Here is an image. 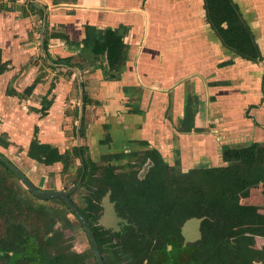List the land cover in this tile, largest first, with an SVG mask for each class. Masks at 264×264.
Masks as SVG:
<instances>
[{"label": "crops", "instance_id": "0c3cea01", "mask_svg": "<svg viewBox=\"0 0 264 264\" xmlns=\"http://www.w3.org/2000/svg\"><path fill=\"white\" fill-rule=\"evenodd\" d=\"M232 1L253 34L258 61L222 46L203 0H0V58L7 66L0 75V140L7 146L0 143V154L40 189H61L58 175L41 174L60 164L29 158L31 141L63 153L76 146L69 141L80 127L91 159L116 153L122 168L134 162L131 153L147 149L170 166L178 154L184 173L248 158L243 150L264 142V0ZM29 3L43 9L44 23ZM85 26L125 28L127 51L114 77L107 78L103 57L82 49ZM57 58H70L71 66L53 63ZM187 102L193 120L185 132L179 122ZM240 204L264 218V186ZM241 229L227 235L232 246L264 250V234Z\"/></svg>", "mask_w": 264, "mask_h": 264}, {"label": "trees", "instance_id": "16d2710c", "mask_svg": "<svg viewBox=\"0 0 264 264\" xmlns=\"http://www.w3.org/2000/svg\"><path fill=\"white\" fill-rule=\"evenodd\" d=\"M6 8L8 7H1V9ZM27 8L30 13L42 18V23L45 22L43 9L35 10L30 3ZM203 8L210 29L223 47L242 60L250 62L260 60L261 54L253 34L232 0H203ZM27 14L23 9L22 15ZM84 32L82 49L90 52L95 58L103 57L108 68L107 78L114 77L120 72L127 51V46L123 43L125 28L98 30L85 26ZM38 36L47 57V41L42 38L41 30L38 31ZM64 39L67 40V37L64 36ZM70 61V58H57L53 63L71 66ZM74 67L81 69L80 65ZM6 68V64L1 62L0 58V75ZM36 83L37 79L25 92H31ZM85 103L83 98V105ZM44 114L43 110L41 115ZM192 120L187 102L179 127L188 132L192 127ZM81 129L80 127V136ZM0 143L7 146L6 141L0 140ZM86 151L85 146H75L60 153L57 148L41 144L34 138L27 156L44 166L59 163L62 165V172H67L73 168L76 160H80L81 165L77 168L76 174L77 178L82 175L80 188L86 193L83 199L85 206L80 209L90 222L89 186L91 176L95 173V165ZM243 151L249 154L244 160L228 162L224 167L194 168L182 175L178 169L177 157L175 163L170 166L153 149L142 153L143 158L151 160L152 166L140 185L135 186V182L140 183L136 179L132 182L122 176H109L113 174L112 168H107L105 172L109 175L103 178L102 182L113 190L122 192L127 200L133 201L129 205L142 220L147 235L152 236L156 233L164 237L176 232L183 219L204 216L202 226L204 254L214 259L222 258L228 261V254L233 255V250L223 241L228 234L235 233L237 227L243 228L241 232L264 234V218L255 213L253 208L241 207L240 204V201L248 196L250 189L258 185L264 186V142L254 143ZM137 155V153L132 154V156ZM3 167L4 171H0V264H11V254L22 249V243L27 237L34 238L38 242L40 263L86 264L85 256L79 257L69 250L70 246L64 239L63 233L55 228L56 222L50 221L48 217V212L57 216L58 214L56 210L48 209L45 202L56 201L66 208L64 203L56 199H39L31 193L29 194L32 198L40 202L28 200L19 202L17 193L15 194V186L8 178L16 177L0 161V168ZM245 226L248 227L244 228ZM234 255L233 264H252L254 261L264 263V250L237 248Z\"/></svg>", "mask_w": 264, "mask_h": 264}, {"label": "flooded vegetation", "instance_id": "af4514ba", "mask_svg": "<svg viewBox=\"0 0 264 264\" xmlns=\"http://www.w3.org/2000/svg\"><path fill=\"white\" fill-rule=\"evenodd\" d=\"M150 150L153 149L134 152L138 154L137 156H132L133 153H131L130 156L133 157L134 162H130V163L128 162L127 164L124 163L122 170H118L116 168L115 162L121 159L117 157L119 155H117L116 153L103 155L97 161L90 158L95 165V173L91 176L92 180L89 186L90 187L89 193L91 195L90 196L91 207H90V222L88 220L87 221L94 234L95 242L98 246V250L102 262L104 264H233L234 262L233 258H235L234 253H235V249L237 248L231 245L232 242H229L231 238H228V236H226V238H224L223 241L224 244H226V246L229 249L231 248L233 250V255L231 253L228 254V261L223 260L222 258L214 259L211 256L204 254V239L202 232L204 216L190 217L183 219L181 224L178 226V230L176 232H172L171 234H168L164 237H160L156 233L150 236L147 235L146 232H144L145 228L142 225V220L138 218L137 214L133 212L132 208L129 205V203L133 201L127 200L122 195V192L115 191L112 188H110V186H108L106 183L102 182L104 180L103 178L109 175L105 172L107 168H112L113 174H110L109 176H114V177L122 176L123 178L129 179L132 182H135L133 180L136 179L140 183L138 184L135 182V186L140 185L141 182H143L146 179L148 171L152 166L151 160L147 158H143L142 153ZM186 173L187 172L185 173L182 172V175ZM81 181H82V175L76 180H74L72 186L67 189L61 188V189H47V190L71 191V193L69 194V198L81 211L80 208L83 207L77 205L72 198L73 193H75L76 190L80 188ZM41 190H45V189H41ZM105 197L108 198V203L111 205L113 215L109 214L108 218L102 220L104 215L103 200ZM47 200H51V199H47ZM56 200H60V199H56ZM65 210L70 216L73 217L76 224L80 228L79 232H81L87 239L86 234L82 228V225L79 222V220L76 218V216L68 209L67 206ZM82 214L84 215V213ZM61 217L62 216H60V218ZM191 218H196L199 220L198 223L199 238L195 240L186 241L181 234V229L184 223ZM64 222L65 220L63 222L60 221V224L63 227L60 231L63 233L64 239L67 241V243L70 246L69 250L71 252L76 253L77 256L79 257L85 256L86 264H98L97 256L93 248L91 247L88 239H87V246L89 253L85 254L86 251H83L82 253H77L75 251L71 243L73 237L69 239L65 237V232L67 228L63 226ZM68 225H69L68 227L69 231H71V228L73 227L70 223V220L68 222ZM155 239L158 241L162 240L164 243L168 242V245H166L165 248H163V245L160 246V244H162L163 242L161 243L157 242L158 245H155L153 244V241ZM73 240H75V238H73ZM41 264H45V263L41 262ZM252 264H264V263L254 261Z\"/></svg>", "mask_w": 264, "mask_h": 264}, {"label": "rangeland", "instance_id": "374dc122", "mask_svg": "<svg viewBox=\"0 0 264 264\" xmlns=\"http://www.w3.org/2000/svg\"><path fill=\"white\" fill-rule=\"evenodd\" d=\"M69 142H72L73 144L77 143L76 146H83V141L81 139V136L78 133V137H77V134L75 135V131L72 133L71 139ZM86 153H87L88 157L92 158L90 156L88 150L86 151ZM122 162L123 161L119 162V164H116V168L118 170L123 169L122 166L120 167V165H122ZM18 166L20 169L24 170L23 169L24 166H21V165H18ZM78 167H80V161L76 160L74 165H73V168H70L69 170H67V172H62V166L60 164V166H53L51 168L52 169L51 172H49V173H44V172L41 173V171H36V173H37L36 176L39 175L40 173L43 175H46V177H49V178H51L55 175H58V178L61 181V188L67 189V188L71 187L72 184L74 183V180L77 179L76 172H77ZM178 169L180 171H182V169H183L180 161H179ZM0 171L3 172L4 167L0 168ZM25 172H27V175L29 174L27 170H25ZM8 178H9V182L15 186L14 190H15V194L17 193L19 202L22 200H28V201L35 202V203L40 202V201L34 200L32 198V196L29 194V192L20 184V182L16 178H13L12 176L11 177L9 176ZM31 178H33V177H31ZM45 190H47V189H45ZM85 195H86V193H85L84 189L80 188V189H77L75 193H73L72 198H73L74 202H76L77 205H79L80 207H84V200L83 199L85 198ZM45 205L48 209H54L57 211L58 216L56 214H53L52 212L47 213L50 221L56 222L55 228L57 230H61L63 228L60 224V221L63 222L65 220V222L63 223L64 224L63 226L65 228H67V230L65 232V237L67 239L72 238V237L75 238V240H73V238H72V242H71L75 251L77 253H82L83 251H86L85 252L86 254L89 253L88 246H87V239L85 238V236L81 232H79L80 231L79 226L76 224L73 217L70 216L66 212L65 208L59 202H56V201L45 202ZM60 216L63 217V220H62V217L60 218ZM68 219L70 220V223L73 227V228H71V231H69V228H68L69 227V225H68L69 220ZM155 240L153 241V244H155V245H158V243L163 242L162 240H160V241H158V240L155 241ZM163 243L160 244V246L163 245V248H165V246L168 245V242H165L164 244ZM38 249H39L38 242L34 238H29V237L25 238L23 243H22V249L18 252L11 254V264H41L40 260H39Z\"/></svg>", "mask_w": 264, "mask_h": 264}, {"label": "water", "instance_id": "95a60500", "mask_svg": "<svg viewBox=\"0 0 264 264\" xmlns=\"http://www.w3.org/2000/svg\"><path fill=\"white\" fill-rule=\"evenodd\" d=\"M81 116H82V113H80L79 115V121L81 120ZM76 133L78 137V129L76 130ZM0 161L4 163V165L11 171V173L20 182V184L33 196L39 199H43V200L60 199L81 223L82 228L86 234V237L97 256L98 264H104L101 260L98 246L95 242L94 234L90 228V225L88 224L87 219L78 209V207L69 198V194L71 193V191L38 189L14 164H12L7 158H5L1 154H0ZM103 202H104L103 203L104 215H103L102 220H105L106 218L109 217V214L113 215V211H112L111 205L108 203L107 197L104 198ZM198 223H199V220L196 218H191L184 223L181 229V234L186 241L195 240L199 238Z\"/></svg>", "mask_w": 264, "mask_h": 264}]
</instances>
